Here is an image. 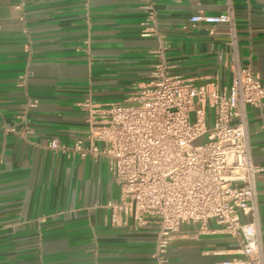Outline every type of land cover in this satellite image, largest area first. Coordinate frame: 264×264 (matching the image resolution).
<instances>
[{
    "label": "crops",
    "instance_id": "1",
    "mask_svg": "<svg viewBox=\"0 0 264 264\" xmlns=\"http://www.w3.org/2000/svg\"><path fill=\"white\" fill-rule=\"evenodd\" d=\"M225 2L0 0V264H159L154 223H110L118 186L107 160L71 150L86 137L82 103L125 102L161 59L209 89L228 85L236 59L264 86V0H231L235 54L227 24L189 21L224 14ZM245 112L252 161L264 167V99ZM255 193L264 260V172ZM208 226H181L163 264L241 256Z\"/></svg>",
    "mask_w": 264,
    "mask_h": 264
},
{
    "label": "built area",
    "instance_id": "2",
    "mask_svg": "<svg viewBox=\"0 0 264 264\" xmlns=\"http://www.w3.org/2000/svg\"><path fill=\"white\" fill-rule=\"evenodd\" d=\"M225 3L224 14L193 15L189 21L227 24L235 54L231 0ZM263 99L258 77L236 59L231 79L221 89L170 75L161 59L150 80L125 102L82 103L86 137L71 150L107 160L118 186L117 198L106 204L110 223H154L153 256L159 264L181 226L192 224L203 234L210 221L240 247L239 258L221 264H264L255 193L264 167L252 161L245 112ZM49 147L59 148L58 140Z\"/></svg>",
    "mask_w": 264,
    "mask_h": 264
},
{
    "label": "rangeland",
    "instance_id": "3",
    "mask_svg": "<svg viewBox=\"0 0 264 264\" xmlns=\"http://www.w3.org/2000/svg\"><path fill=\"white\" fill-rule=\"evenodd\" d=\"M193 118V116H191V119ZM193 120V119H192ZM199 142V141H198Z\"/></svg>",
    "mask_w": 264,
    "mask_h": 264
}]
</instances>
